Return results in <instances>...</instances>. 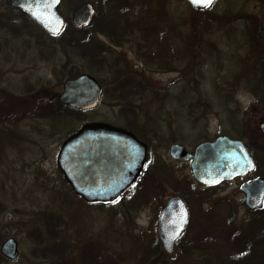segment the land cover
I'll list each match as a JSON object with an SVG mask.
<instances>
[{
	"label": "rangeland",
	"instance_id": "obj_1",
	"mask_svg": "<svg viewBox=\"0 0 264 264\" xmlns=\"http://www.w3.org/2000/svg\"><path fill=\"white\" fill-rule=\"evenodd\" d=\"M66 2L58 7L65 21L85 2L100 8L97 0ZM128 3L134 31L94 24L89 35L108 52L93 59L67 45V31L47 36L0 0V105L12 104L8 117L0 114V249L17 244L16 257L0 254V264H55L59 256L63 264H239L229 262L237 254L228 242L246 241L264 264V210L243 206V181L202 190L189 161L169 156L173 144L192 154L226 136L255 146L253 175L264 178V0H217L205 12L186 0ZM79 74L99 82L100 104L60 111V122L46 117V100ZM85 123L119 127L147 145L143 179L111 205H86L56 166L62 141ZM173 196L186 201L189 224L166 254L157 217Z\"/></svg>",
	"mask_w": 264,
	"mask_h": 264
},
{
	"label": "water",
	"instance_id": "obj_2",
	"mask_svg": "<svg viewBox=\"0 0 264 264\" xmlns=\"http://www.w3.org/2000/svg\"><path fill=\"white\" fill-rule=\"evenodd\" d=\"M59 1L10 0V5L26 14L48 34L56 35L64 26L63 19L56 11ZM186 2L199 12L211 7L194 4L192 0ZM94 14L93 4L84 3L72 12L71 24L76 30L86 27ZM101 91L95 78L82 74L63 84L58 103L80 112L91 110L99 104ZM260 129L264 134V124H261ZM146 151L147 146L130 132L107 124L91 123L83 125L63 141L56 155V165L73 193L86 204H108L117 200L136 182L145 166ZM169 154L174 160L191 159V175L202 185H211L208 184L211 177L216 179L215 183H219L244 176L253 169V162L245 148L224 137L212 144H200L193 155L179 145H173ZM240 191L245 195L249 209L262 207L263 179L245 184ZM188 217V211L180 198L169 199L158 215L157 233L166 254L172 253L174 241L185 229ZM0 254L14 259L17 255L16 242L12 239L5 241Z\"/></svg>",
	"mask_w": 264,
	"mask_h": 264
},
{
	"label": "trees",
	"instance_id": "obj_3",
	"mask_svg": "<svg viewBox=\"0 0 264 264\" xmlns=\"http://www.w3.org/2000/svg\"><path fill=\"white\" fill-rule=\"evenodd\" d=\"M97 1L99 3V6H100L99 10L101 13L99 12V10H96V14L88 27L77 31V30H74L70 22L66 20V26L63 29V31L65 30L68 33H70L69 36L68 35L66 36V37H69L67 40L68 42L67 45L71 49L78 48L88 53H91L93 56V59H99L100 58L99 54L102 53L103 52L102 50L104 49L102 47H98V42L96 43V40L94 39V37L89 35V31L93 29L94 24L97 28L100 26H103L106 28V31L110 30L111 32L118 31V30L123 31V32L134 31L133 30L134 25L132 24V21L129 20V18H131V15H129V12L131 14L132 6L130 3H128V0H97ZM65 3H68V2H66V0H61L60 5L65 4ZM98 14H100L99 20H98L99 18ZM20 15L24 17L26 21L29 20L24 14L20 13ZM2 20H3V26L9 27L8 25L9 20L8 19H2ZM137 21H139V19ZM146 30H152V29L147 28ZM80 32L84 34L79 35ZM84 40L89 41V42L84 43ZM104 52H107V51H104ZM118 88H120L121 90H124V88H126L127 91L129 90L133 91L136 89L135 86L134 87L133 86L124 87L123 85L119 86ZM1 101H2L1 102L2 104L0 105V114H3L5 117L6 116L8 117L10 113V110L8 109V107H10L12 104L6 102L5 100H1ZM41 102H44V101L36 100L35 107L37 105H40ZM46 103H48L50 108L49 107L47 108V113L45 116L49 118H53V120L58 121V122H60L59 120H57L61 116L59 115L60 111L67 112L69 114H77V115L81 114V113H77L75 111H72V110H69V109H66L60 106L57 102V98L54 96H52L51 99H47ZM1 118L2 116H0V119ZM60 118H63V116ZM259 228H261L260 229L261 232L264 231V226H262V224L259 225ZM262 241H264L263 232H262V236H261V240L259 241V244ZM228 243H229V246L232 247L231 252H235V254H237V256L231 254V256H233L235 259H233V261H229L230 263L238 262L239 264H260L259 259L262 257L259 255V252H256L254 250L255 244H251L249 241H246L245 245L243 243H237L236 248H235L233 247L234 243L233 244H230V242ZM252 258L253 260H251ZM55 264H63V262L61 261V256L57 257V263Z\"/></svg>",
	"mask_w": 264,
	"mask_h": 264
},
{
	"label": "flooded vegetation",
	"instance_id": "obj_4",
	"mask_svg": "<svg viewBox=\"0 0 264 264\" xmlns=\"http://www.w3.org/2000/svg\"><path fill=\"white\" fill-rule=\"evenodd\" d=\"M107 33H109V32H102V35L103 36H105V34H107ZM82 34H84V33H82V32H80L79 33V35H82ZM109 34H112V33H109ZM89 41H85L84 40V43H88ZM98 41H96V43H97ZM98 47H102V48H104V46L101 44V43H99L98 42ZM103 52L102 53H100L99 54V56H100V58H102L105 54V52L104 51H107L105 48L102 50ZM108 52V51H107ZM220 137H223V136H216L215 137V139L214 140H212V141H208L209 143H215L216 142V140L218 139V138H220ZM139 139V138H138ZM140 140V139H139ZM243 143V142H242ZM243 146L246 148V150H247V152H248V154L250 155V157L252 158V160H253V163H254V168H253V171L251 172V173H248L247 175H244V176H242V177H237V178H235V179H233L232 181H234V180H242L243 181V183L241 184V186L239 187V191H240V188L242 187V186H244L245 184H247V183H249V182H252V181H254L255 179H264V178H260V177H258V176H254L253 175V173L256 171V168H257V165H258V162H257V157H256V155L254 154V145L253 144H251L250 142L248 143V142H246V143H243ZM219 148V147H218ZM217 148V149H218ZM190 163V162H189ZM147 166V165H146ZM146 166H145V169H144V171L142 172V174L140 175V177H139V179L136 181V183L130 188V189H128V191H130V190H132L133 188H135L136 187V185L138 184V182H141V180L143 179V177H144V174H145V172H146ZM215 181H216V179L215 178H212L211 177V179H210V181H208V184H211V185H203V186H206V187H203L202 188V190H205V191H211V190H214V189H218L220 186H222V185H224L227 181L226 180H222L220 183H215ZM127 191V192H128ZM241 192V191H240ZM125 194V193H124ZM241 194L243 195V206L249 211V213H252V214H258V213H260V212H262L263 210H264V206H262L261 208L262 209H255V210H251V209H249L248 207H247V205H246V200H245V195L241 192ZM174 197V196H173ZM166 203V202H165ZM254 212V213H253Z\"/></svg>",
	"mask_w": 264,
	"mask_h": 264
},
{
	"label": "snow or ice",
	"instance_id": "obj_5",
	"mask_svg": "<svg viewBox=\"0 0 264 264\" xmlns=\"http://www.w3.org/2000/svg\"><path fill=\"white\" fill-rule=\"evenodd\" d=\"M192 2L194 4L202 5L204 7H210L212 5L213 0H192Z\"/></svg>",
	"mask_w": 264,
	"mask_h": 264
}]
</instances>
